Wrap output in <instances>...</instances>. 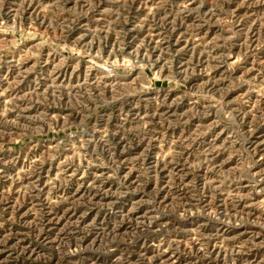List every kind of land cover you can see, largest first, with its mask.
I'll use <instances>...</instances> for the list:
<instances>
[{
    "label": "rangeland",
    "instance_id": "rangeland-1",
    "mask_svg": "<svg viewBox=\"0 0 264 264\" xmlns=\"http://www.w3.org/2000/svg\"><path fill=\"white\" fill-rule=\"evenodd\" d=\"M0 264H264V0H0Z\"/></svg>",
    "mask_w": 264,
    "mask_h": 264
}]
</instances>
